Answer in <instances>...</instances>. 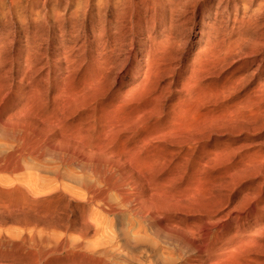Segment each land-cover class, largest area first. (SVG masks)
Segmentation results:
<instances>
[{"label":"bare ground","instance_id":"1","mask_svg":"<svg viewBox=\"0 0 264 264\" xmlns=\"http://www.w3.org/2000/svg\"><path fill=\"white\" fill-rule=\"evenodd\" d=\"M23 1L25 2V6H23L22 8L23 9L25 8L24 10L27 13V14L25 13L27 15L26 16L27 25H35L36 26V24H38V21H45L46 15H47L45 5L50 0H0V4L4 7L1 15L3 14L2 17L4 20L5 19L7 20V23L12 22L15 19L19 21L18 10H19V8H21V4L23 3ZM54 1L56 3H58V0H54ZM68 1L69 0H67V2ZM83 1H84V5H85L84 8H86V10H88V9L93 10L90 7H94L95 12L99 11L100 15H101V10H100L101 7L104 6V7L108 8V6H109L108 0H98V1H96L97 2L96 4H92L91 0H83ZM194 2L196 3V1H194ZM40 3H41V6H40L41 9L39 8V12H40V10H43V14H39V17L37 19H34V17H31V16L35 14L34 10L37 8L38 4H40ZM263 3H264V1H263ZM100 5H102V6H100ZM157 5H158V0H119V1L117 0V2H115L113 4V8H112L113 9V15H115L114 16L115 19L113 18L114 22H112L113 24L111 22H108V24L111 26V28H109V29L110 30L113 29L112 34L109 36L110 41H107V40L104 41L100 38L102 42L104 41V43H102L99 46V50L96 52V56H97L96 59L94 60L95 57L92 58L93 59L92 62H94V63L92 65H90L91 62L90 63L88 62L89 65L87 64L88 66L86 68V72H84V74H82L81 76L79 75L80 79L79 80L77 79L78 80L77 84H75L76 83L75 82L74 83L75 85H74L71 82V83H69L70 85H68L66 87H63V86L58 87L59 85H57V87L60 89L56 92V95L53 96V98L51 100H48L47 98L44 99L45 97L41 96L43 94H40L38 90L37 91L35 90L37 88H34V87L35 86L37 87V85L39 87V84H37L35 82L37 85L35 84L33 87L32 83L34 81L32 82V80H30V82L26 83L27 84L26 86L30 88V91L28 92L27 95H25V98L23 100L24 101V104H23L24 107L23 108H25V109H23L24 110L23 118L25 120L23 119L24 122H23V120H21L22 122H19V124L24 123V125L20 124L23 127V129L21 130L20 133H17L16 131H15L16 133H14V134H17L16 138H17L18 142H20L21 145H19V147H17L16 151L14 150L15 151L14 154L11 153L13 151H10V153L12 155H9V156H11V160L9 159L8 163L6 160L8 157L5 159L6 163L8 164L7 169H9V171L11 170L15 174L18 173L16 175H19V177H20V174H21L20 172H22L24 170L23 166H26L25 165L26 162L24 163L23 161H21L22 158H26L25 160H27V158H30L29 159L30 162L36 161V163L33 162L34 164H37V162L42 163L44 161L47 163L46 159H48L50 162L53 160L52 162L55 161L56 162L55 164H58V166L56 168H55L56 165L54 166L55 170H53V167L50 168V166H48V168H50L49 170L52 169V171H53V178L51 177L52 178L51 179L50 175L48 174L49 176L48 175L47 176L51 180L48 179V177H47V179H48L47 181H45V179L43 180L41 178H36V177L31 176V174H33L35 171H37V169L39 167L38 165H36L37 166L36 170H34V171L32 170L33 172L31 171L32 172L31 174L29 173L30 172L29 169H28V171H29L28 173L26 171L27 169L25 170V173L23 171L22 173L26 174V175L21 174V176H22L21 180L24 183V185L20 183L21 181L19 182L17 180H14V183H12L10 186V191L7 192L6 195H4V197L0 196V205H3V207L4 206L7 207V210L9 213L11 212V215L13 214L14 216H18V217L23 216V218H22L23 221L20 219L22 222H18V220H17V222H16L17 225H18V223H20V225L22 226V224L24 222H25V224L26 223H34L35 224L36 222H40L41 224L44 223V225L50 226L49 228H51L53 225H60V227L58 226L59 228H57V229L60 230V228L62 226L64 228L63 232H67L68 230H70V231L76 230V228H78L79 226L75 222L76 217L74 218L73 217L74 215H72V218H73L72 219L70 217V215L68 217L66 214V217H65V215L63 214L64 218H66V219L62 220L61 217L59 216V213H58V216L60 217V219L58 217L55 218V215H53L55 212H53V208H51V207H53L54 201H44L45 198H43L44 199L43 201H40L39 200V199H41L40 196L38 197L39 199H37L36 196L32 197V195L34 196V194L35 195H38V194L42 195V193H43V194L47 195V198H48V195L56 194V197H58L59 200H62L65 203L64 204L65 207H63L64 209H66V207L68 209H69V207L72 209V206H73L74 210H71L70 214H73V212H74L75 215L76 214L78 215L77 220H78V222L80 221V223H81L80 225H82L81 226L82 227V229H81L82 235L87 233L88 229H90L92 227L94 228L97 225V223L99 222V221H97V223L91 222V223H94V225L95 224L96 225L92 226L93 224H90L92 227L88 226V222L91 221V220L88 221V217H87L89 215L88 211L90 210V208H88V207L91 206L92 208H95L97 211L98 210L101 211L102 214L104 213V214L112 215V216L116 217V219L119 215H121L123 213H128V214H130V216L137 218L146 227L155 228V231L157 233L159 231H161L162 233L164 232L165 236L167 237L166 240L168 238H171V240L175 238V240L177 241V244H178V242H184L186 245L191 244L192 245L191 248H193L194 245H195L194 247L197 246L195 248V250L197 249L196 251H198V254L199 253L202 254V253L206 252V253H208L206 255L213 256L214 247L216 248L217 245H220L221 246L220 249L219 248L217 249L219 251L218 253H222V255L224 254L223 257L221 258V260L218 259L219 261H221L220 264H262L263 261L258 262L256 260V258H258L257 256L253 260H249V259H251V256H249L250 253L248 254L249 249H251L252 251L254 250L251 248L252 246H254L253 245V244H255L254 242H256V241H254L255 240L254 237L256 235H260V234H261V236H263V233H264V223L262 222V224H261V221H260L261 216H258V214L254 215L258 211L256 212L255 207H253L254 206L253 203H251V202L249 203V201H248V202H245L247 204L244 203L245 205L242 203L244 206L239 207V205H235V207L233 206V208H231V209H226V207L228 206L227 205L228 202H225V204L220 205V202L214 201L216 203H219L218 206L219 205L220 206L219 207L216 206L217 209H215L213 211L210 210V212H208V210L207 211L205 210L206 206H209L210 204L206 203V205H205L204 201L206 198L204 197L205 196L204 194H203L204 196L202 195V192L206 188L205 187L206 185L204 186L205 188L203 187V185L205 183L204 176H205V174H209L212 171L209 170L210 171L209 173H207V172L205 173L204 171H206L205 170L206 167H209L212 163H213V165L215 163L216 167L219 168V166H221V165L217 166V163L221 164V162H222V164H224L223 161L226 160L227 154H228L227 152H225L227 154L221 153V154L216 155L215 153H218V152H216L215 150L212 149L214 151V152L212 151L213 152L212 155L214 154L213 155V162L211 164L207 163V161L205 159L206 156L208 155L206 152V149H207L206 144L208 143L207 139H211V138H209V135H207V132H210V131H213V129L219 128L220 126H222V124L224 122V121L221 122L222 119H224V118H222V115H221V111L223 110V108L221 107V104H222V101L224 100V99L222 100V97H224V96H222L223 94L219 89H216V90L211 89L210 90L209 87H211V86L213 87V84H211V80H210V83L208 81V79H209L208 75L210 77H213V79H215L216 76L219 75V73L216 72L217 69L216 70L214 69V68H216V65H214L215 67H212L213 63L216 60L218 61V58H217L218 54L216 55V53H215L216 50L213 51L210 48L211 49V51H210V49H208V48L199 46L197 49V54H196L195 58L191 61V65L186 70L183 71V76H181V74L179 72L177 73L178 67L174 62L176 61L178 55H177V57L172 56V55H174V52H172L173 54L170 52L172 55L169 52H167L169 49V48L167 49V44H169L168 40L170 38H172L171 34H168L170 38L167 35L164 38H162V39L159 38V40H157L153 36L150 35V34H152V33H150L151 31L149 32L147 30L149 24H152V23L155 24L153 22V20H154V13L156 12ZM174 5H175V3H174ZM174 5H172V6H174ZM262 5H264V4H262ZM194 6H196V4ZM46 8H47V6H46ZM58 8H59V6H58ZM192 8H194V10H192L193 11L192 15L194 18L195 14H196V7H192ZM66 9H67V7H66ZM78 10H76L77 13H78ZM52 11H55V10L53 9ZM19 12H21V10ZM36 12H38V11L36 10ZM57 12L58 11L56 10V14H57ZM84 12H85V10H84ZM171 12L173 13V10H171ZM73 13L74 12H72L70 17L69 16L68 17L70 19H72V18L77 19L76 17H78V16L73 17V15H74ZM172 13H170V14H172ZM56 14H52L54 17L53 18L54 24L55 23L58 24L60 20L63 22V20H64L63 17H62V19H60L61 17L58 18V16H57L58 14L57 15ZM63 14H65V13H63ZM85 14H86V12H85ZM92 14H93V12H92ZM23 16H24V14H23ZM59 16H60V14H59ZM79 17H78V19H79ZM100 18L101 17L99 16L98 19H100ZM83 19L85 20L86 18H83ZM6 20H5V22H6ZM62 22H61V24H62ZM84 22H86V21H84ZM74 23H76V22L74 21ZM99 23H101V22H99ZM38 25H41V24H38ZM83 25H84V23H83ZM71 26H72V24H71ZM31 27H33V26H31ZM41 27H43V26L41 25ZM55 27H57V26H55ZM74 27H77V25ZM168 28H170V26ZM33 29H34V27H33ZM60 29H62L64 31L63 28H60ZM53 30H55V29H53ZM25 31H27V30H25ZM169 31H168V33H169ZM71 32H73V31H71ZM201 32H202V25H201L200 32H199V37L202 35ZM103 33L102 34L105 36L106 32L104 31ZM134 33H136L138 36L137 41L134 40V35H133ZM29 34H30V31H29ZM33 35H34V33H33ZM38 35H39V33L37 34V36ZM164 35H165V33H164ZM142 36H144V37H142ZM38 37H40V36H38ZM58 38H60L59 35H58ZM62 38H65V37H62ZM203 38H204V36H203ZM206 38H208V37H206ZM32 40L36 41L37 39L36 40L32 39ZM39 40H38V42H39ZM28 41H29V39H28ZM41 41H43V40H41ZM208 41H209V38H208ZM99 42L100 41H98V45H99ZM28 43H27L28 48L25 47L27 49L26 50L27 52L25 54V59H24V66H25L24 68L25 69L19 75V76H21V78H20L21 82L18 83L19 85L27 79L29 74L32 75L33 73L41 71L40 69H46L49 66V63H48L49 59H47L48 60V62H47L46 59L44 61H41V59L39 58L40 54L37 50L38 47L35 48V46H37V44L36 45L32 44L29 47ZM63 44H64V42H63ZM171 44H172V42H171ZM208 44L206 43V46ZM65 45L67 46V44H65ZM98 45H97V47H98ZM128 46H129V48H128ZM60 48H61V46H60ZM42 49H44V48H42ZM69 49H70L69 51H74L71 48H69ZM41 51H43V50H41ZM66 52L67 51H65V53H63L64 65H65L64 70L65 71L63 70V68H61V69L58 68V73L64 72V74L67 73L70 75V73H72L74 71V68L76 67V66L73 67V64L75 63V61L78 62V59L75 60V59L71 58V57H73V55L75 53L71 56H68V54H70V52L68 54ZM82 52H83V50H82ZM80 53L78 52L77 54H80ZM221 54L222 53L220 52V58H221ZM0 55H1V53H0ZM42 55H44V54H42ZM222 56H223V54H222ZM76 57H78V56H76ZM91 57H92V55H91ZM57 58H60V57L58 56ZM79 59H83V58H79ZM179 60H180V58L178 59V61ZM221 60L223 61V59H221ZM81 61H83V60H81ZM217 63L215 62V64H217ZM81 64L83 65L82 62L80 63V65ZM177 64H179V63H177ZM75 65H78V63ZM81 67H80V69H81ZM208 70H210V71H208ZM220 70H221V68H220ZM50 72H51V70L47 69V71H46L47 75H45L46 81H48L47 79L50 76ZM81 72H80V74H81ZM73 74H75V73L71 74L74 77ZM91 74H93V75L91 76ZM229 75L224 77V80ZM59 76H60V74H59ZM89 76H90V78H89ZM207 77H208V79H207ZM74 78H78V77H74ZM74 78H73V80H76ZM230 78H231V76H230ZM29 79H31V77ZM71 79H72V77H71ZM166 79H168V80H166ZM41 80H44V77H43V79L41 78ZM227 80H228V78H227ZM231 80H233V78ZM214 81H216V80H214ZM68 82H69V79H68ZM164 82H165V84H164ZM222 82H223V80H222ZM222 82L220 85H222ZM214 83H216V82H214ZM224 83H225V81L223 82V85H224ZM45 84L48 85L47 82ZM55 84H56V82H55ZM229 84H230V82H229ZM208 85H209V87H208ZM220 85H219V87H220ZM225 86H227V84L224 85V88H225ZM207 87L209 88V90ZM228 87H229V85H228ZM235 87H236V85H235ZM215 88H217V87H215ZM220 88H222V90H223V87H220ZM23 89H24V87H23ZM39 90H40V88H39ZM229 91H231V89ZM230 95H228V96H230ZM6 96L7 95H5V94H2L0 96V103L4 102ZM22 97H24V95ZM22 99H21V101H22ZM17 100H19V99H17ZM230 101L231 100H229V102ZM229 102H228V105H229ZM241 103H242V101H241ZM8 104H6V105H8ZM235 104H236V102H235ZM235 104H234V106H235ZM49 105L51 106V109L46 110L49 107ZM224 106H225V104H224ZM237 106H238V104H237ZM8 107H10V105ZM228 107L229 106H227V108ZM239 107L232 109V105H231V110L229 109V111L226 108L227 111L229 112V115H231V116H233V114L237 113L236 117L233 116V118L235 117V120L238 117V115L242 119V116H241L242 114H240V113H243L244 110H246V108H248L249 106L246 105V106H239ZM259 108H258V110L260 112ZM226 109H225V111H226ZM5 111H7V110H5ZM8 111H9V109H8ZM18 111L20 112L21 110H18ZM250 111H252V110H250ZM254 112L252 111L250 113L255 114L256 112L255 113ZM261 112H264V111H261ZM12 113H13V111H12ZM12 113H10V115ZM250 113H249V115H250ZM245 114H247V113H245ZM245 114H243V115H245ZM255 116H256V114H255ZM13 117H14V115H13ZM231 119H230V121H231ZM227 121L228 120H226V124L227 123L230 124V122H227ZM3 122L6 124L5 121H3ZM11 123H13V122H11ZM219 123H222V124L219 126ZM233 123L242 124L240 120H239V123L238 122H233ZM233 123H232V125H233L232 128L234 127ZM5 124H4V127H2V128L0 127V131L4 132V129H5V133H6L7 127L5 126ZM1 126H3V125H1ZM237 126H239V125H237ZM8 128H10V127L8 126ZM230 128H231V126H230ZM12 129L16 130V128H12ZM12 129L10 128V130H12ZM222 129H224V128H222ZM19 131H20V128L18 129V132ZM217 131H218V129H217ZM214 132H215V130L212 132L215 135ZM216 134H218V132ZM219 134H221V133H219ZM7 135H11V134L7 133ZM0 136L2 137L4 135L1 134ZM229 136L231 137V135H229ZM4 137H5L4 138L5 140H6V137L8 139V136L5 135ZM12 139H8L9 142ZM3 140H1V141H3ZM234 140H235V137H234ZM227 141H228V139H227ZM5 142H7V140ZM221 142H223V141H220V143ZM234 143H236V141H234ZM4 144L6 145V143H4ZM4 144H2V145L4 147L8 148V146L7 145L5 146ZM13 144H15V143L13 142ZM225 144H226V142H225ZM232 144H233V142H232ZM11 145H12V143H11ZM216 145H218V144H216ZM12 146H13V148H15L17 145H15V147H14V145H12ZM231 146L232 145L230 144V147ZM230 147H228V148H230ZM11 148L12 147H10V149L9 148L8 149L11 150ZM216 148H218V146ZM220 148L221 147H219V149ZM222 148H223V144H222ZM241 148L242 147H240L239 149H241ZM216 150L218 151V149H216ZM4 151H6L5 148H4ZM233 151H236V149ZM236 152H238V150ZM231 153H233V152H231ZM247 153L248 152H246V154ZM5 154H8V153L5 152ZM240 154H242V153H240ZM245 155H243V157ZM4 156L6 157V155H4ZM238 156H240V155H238ZM248 156H251V155H248ZM210 157H211V154H210ZM246 158H247V160H249L250 157L249 158L246 157ZM209 159L210 158H208V160ZM235 159H236V157H235ZM235 159L233 161H235ZM29 160H27L28 161L27 164L28 163L30 164ZM210 160H212V159H210ZM241 160H242V158H241ZM241 160L239 159V161H241ZM243 160H245V159H243ZM0 161H1V158H0ZM22 162H23V164H22ZM242 162L244 163V161H241V164H242ZM246 162L248 163L249 161L245 160V164H246ZM6 163H3V164L5 165ZM50 164H52V163H50ZM30 165H32V169H34L33 164H30ZM46 165L44 164L45 167H42V168L46 169ZM233 165L234 164H232V166ZM0 166H1V164H0ZM211 167H212V165L209 168H211ZM48 168H47L46 172L48 171ZM67 168H71L72 171L70 170L71 172L69 171V173H67L66 171L62 172L64 169L67 170ZM229 168H232V167H229ZM229 168H228V170H229ZM245 168H243V169H245ZM213 169H216L215 166L213 167ZM249 169H250V167L248 168V173H249ZM5 170H6V168H5ZM39 170L41 171V167ZM39 170H38V172H39ZM235 170H233V171H235ZM251 170L252 169H250V171ZM259 170L260 169H258V171ZM245 171H246V169L244 170V172ZM254 171L256 172V169H254ZM224 172H226V170H224ZM2 173H5V172H2ZM14 173H13V176L15 178L16 176ZM35 173H37V172H35ZM49 173H50V171H49ZM215 173H217V172H215ZM241 173H243V171H241ZM250 173L252 174V172H250ZM41 174L44 175V173H41ZM233 174H232L233 177L236 179L237 175L239 174V169H238V174L236 172H234ZM235 174H237L236 177H235ZM243 174H245V173H243ZM43 175H41L42 178H43ZM212 175H213V173H212ZM216 175L214 174V176H216ZM226 175H224V176H226ZM2 176H3V174H2ZM5 176H7L6 173H5ZM39 176H40V174H39ZM39 176H37V177H39ZM218 176L222 177V176H220V173ZM246 176H247V173L245 174V177ZM17 177H16V179H17ZM205 177L208 178V175H206ZM219 177H218V180H219ZM230 177H231V179L233 178L232 176H230ZM3 178H5V177L3 176ZM207 178H205L206 181H208ZM10 179H12V178H10ZM220 179L222 180L223 178H220ZM5 180H4V182H5ZM60 180H63L64 181L63 183H65V181H67V183H69L68 186H66L65 184H64L65 185L64 186L63 183H61L62 181L60 182ZM212 180L214 181L213 177L211 179V182H212ZM218 180H216V181H218ZM237 180L238 179H236L235 182ZM229 181L231 182V180H229ZM215 182H213L210 185V188ZM232 183L233 182H231V184ZM209 184H210V182L208 181V183H207L208 187H209ZM232 186H234V185H232ZM218 188H220V186ZM1 190L3 192V189H1ZM207 190L210 192L212 189L211 190L207 189ZM207 190L205 189V191H207ZM65 191L68 193L73 191L71 193H74V194L76 192V195L78 192V195L81 198L80 201L75 197V199L78 200V202H75L76 200H74L73 201L74 205H71L72 204L71 199H73V198H70L69 195H67L65 193ZM209 192H208V194H209ZM228 193H229V191H228ZM257 193L259 194V193H261V191L257 192ZM210 194H212V191ZM258 196H260V195H258ZM255 197H257L256 194H255ZM52 198H54V196ZM227 198L229 199V197H227ZM261 199H263V198H261ZM62 201H61V203H62ZM207 201H208V198H207ZM59 202L60 201H58V205H59ZM208 202H210V200ZM255 202L260 203L261 201L260 202L255 201ZM51 203H52V206H51ZM210 203H212V201ZM54 204H55V202H54ZM0 207H2V206H0ZM211 207L214 208L213 206L210 205L209 209H211ZM252 208H254L255 211H252L251 210ZM261 209H262V207H261ZM50 210L52 211L51 215H49V213H51ZM57 210H59V209L57 208L54 211H57ZM99 211H98V213L100 214ZM61 212L62 211L60 210V213ZM65 212H66V210H65ZM67 212H68V210H67ZM92 212H93V210H91V213ZM9 213H7V211H6L5 214H9ZM20 213H21V215H20ZM3 214H4V211H3ZM94 214H96V213H94ZM99 214H96V215H99ZM56 215H57V213H56ZM0 216H1V213H0ZM14 216H12V217L14 218ZM7 217L9 218V215H7ZM190 217H192V221L188 222ZM15 218H17V217H15ZM89 218H90V216H89ZM91 219L93 221V218H91ZM130 219H132V218H130ZM13 222H15V221L13 220ZM25 224H23V225H25ZM129 224H130V222H129ZM30 225L31 224H29L28 226L30 227ZM98 225L100 226V223ZM101 225H102V223H101ZM249 225H251V227H253V229H255L252 233L253 235L255 234V236H252L253 239L251 237L252 234H249L251 238H250V240H248V239L246 240V241H250V242H251V240H253L252 243H249V244H252V246L249 245L250 248H247L246 247L247 242H246V245L244 246L245 243H241V241L238 239V241L240 243V245L238 247L242 246L245 250H243V248L240 249V248L236 247L237 249H239L240 251L242 250L243 252L248 249L246 254H248L247 257H249V258L247 259V257L246 258L244 256L242 257V254H243L242 251H241V253H242L241 254L239 250L235 249V247L231 248L232 245L229 247L228 244H229V242H232L230 240L235 238L238 233H241L244 231L245 226H249ZM32 226L34 227V225H32ZM99 226L97 227L98 229H99ZM22 227H24V226H22ZM45 227H43V228H45ZM88 227H90V228H88ZM138 227H139V225H138ZM146 227H145V230L147 231ZM35 228H34V230H35ZM46 228L44 229L45 232L47 230H49V228H47V230H46ZM63 228H62V230H63ZM95 228H94V231L97 229V228L96 229ZM140 230L143 231L144 227H143V229L140 228ZM25 231H27V228H25ZM36 231H37V229H36ZM41 231L39 230V233ZM22 232H23V230H22ZM32 232H34V231L32 230ZM156 232H154V233H156ZM161 232H159L158 235H160ZM25 233L26 232H23L22 237ZM71 233H74V232L72 231ZM94 233L96 234V232H94ZM28 234H30V233H28ZM42 234L43 233H41V235ZM100 234H103V233H100ZM41 235H40V237H41ZM49 235H46V236L48 237ZM53 235H55V234H53ZM88 235H89V233H88ZM34 236H35V234H34ZM87 236L85 235L86 238H87ZM165 236H164V240H165ZM43 237H44V235H43ZM64 237L65 236L63 235V238ZM85 237H84V240L86 239ZM160 237H161V235H160ZM33 238L35 241H37V239H35L36 237H33ZM37 238H39V237L37 236ZM51 238H54V237H52L50 235V239ZM55 238H57V237H55ZM70 238H73V237H70ZM22 239H24V237ZM28 239H29V236H28ZM47 239H46V241L48 243V241H50V239L49 240H47ZM65 239H67V237ZM160 239L162 240V238H159V240ZM67 240H69V239H67ZM157 240H158V238H157ZM243 240L245 241V239H243ZM263 240L264 239L262 238V241ZM44 241H45V239H44ZM57 241L62 242L59 240V238ZM176 241L174 242L175 244H176ZM71 242H73V241H71ZM159 242L161 243V241H159ZM169 242L173 243V241H169ZM237 242H235V245L237 244ZM257 242H256V244H257ZM29 243L30 242H27V244H29ZM33 243H34V241H33ZM47 243H45V244H47ZM162 243L164 244V242H162ZM166 243L164 244L165 247L167 246ZM171 243H169V244H171ZM39 244H36V245H39ZM96 244H97V242H96ZM241 244H243V245H241ZM261 244H262V246H264L263 242ZM36 245H34V246H36ZM55 245H57V244H55ZM174 245H173V247H174ZM28 246H30V245H28ZM40 246L41 245L38 246V250H39ZM42 246H43V243H42ZM60 246L57 245L54 247L56 248V247H60ZM256 246H254L253 248H255ZM97 247H98V245H97ZM171 247H172V244H171ZM60 248H62V246ZM94 248L96 249V247H94ZM257 248H260V247L258 246ZM42 249H43V247H42ZM58 249L56 248L57 251H60ZM168 249H169V246H168ZM44 250H46V249L44 248L43 251ZM62 250H64V249H62ZM255 250H256V248H255ZM261 250H263V252H264L263 247L260 249L259 252H261ZM25 251H27V250H25ZM252 251H251V254H252ZM27 252H29V251H27ZM52 252H54V251L52 250ZM175 252L177 254V251H175ZM182 252H183V249H182ZM259 252L257 251V252H254L253 254L257 255V253H259ZM262 253H260V255H263ZM184 254H186V252H184ZM244 254H245V252H244ZM34 255H35V257H37L36 253ZM42 255H43V253H42ZM260 255L258 254V256H260ZM98 257H99V255H98ZM39 259L40 258H38V260ZM203 259L204 258L202 256L201 257L199 256L197 259L194 260V262H195V264H205L206 261H204ZM261 259H264V258H261ZM34 260H36V258ZM90 260L91 259L89 258V261H87V263L90 262ZM191 260H192V258H191ZM37 261H35V262H37ZM94 261H95V259L92 261V263ZM98 261H99V259H98ZM214 261H215V259H214ZM99 262H101V261H99ZM99 262H97V263L99 264ZM180 262H181V260H180ZM183 262H184V260H183ZM216 262H218V261H216ZM102 263L104 264V262H102ZM162 263H164V262H162ZM189 263L190 262H185L184 264H189Z\"/></svg>","mask_w":264,"mask_h":264},{"label":"rangeland","instance_id":"2","mask_svg":"<svg viewBox=\"0 0 264 264\" xmlns=\"http://www.w3.org/2000/svg\"><path fill=\"white\" fill-rule=\"evenodd\" d=\"M96 1H98V0H91L92 4H96L97 3ZM194 1H196V3ZM263 1L264 0H171V1L170 0L169 1L168 0H158V5L156 8V12L154 13V20H153V22L155 24H153V23L149 24L148 29H147L149 32L151 31L150 33H152V34H150V35L153 36L157 40H159V38L160 39L164 38L168 34H171L172 38H170L168 35V37L170 39L168 40L169 44H167V49L169 48L167 52H169V53L174 52V55H172L173 53L172 54L170 53L172 56L177 57V55H178V57L174 63L178 67L177 73L179 72L181 74V76H183V71L186 70L191 65V61L195 58V56L197 54V49L199 46H202V47H205L208 49L211 48L213 51L216 50L215 53H216V55L218 54V56H217L218 61L216 60L215 62L216 63L218 62V63L215 64V62H214L212 67H215L214 65H216V68H214V69L215 70L217 69L216 72L219 73L220 76L217 75L218 77L216 76V78L213 79V77H210L208 75L209 79H208V77H207V79H208L209 83L211 80V84H213V87L212 86L209 87V85H208L210 90L211 89L212 90L219 89L223 94L222 96H224V97H222V100L223 99L224 100L222 101V104H221V107L223 108V110L221 111V115H222V118H224V119H222L221 122H223V121L224 122H223V124L219 123V126L222 124V126H220V127L218 126L219 128L213 129V131L215 130V132H214L215 135L212 133L213 131H210L211 133L207 132V135H209V138H211V139H207L208 143L206 144V148H207L206 152L208 155L207 154L206 155L208 157L206 156L205 159H206L207 163L211 164L213 162V155H214V154L212 155V153L214 152L213 150L218 152V153H215L216 155L221 154V153L224 154L225 152H227L228 154L225 153V154H227V158H226V160L223 161L224 164H222V162H221V164L217 163V166L221 165V166H219V168L216 167L215 163H214V165L212 163L211 164L212 167L209 168L211 166L209 164L210 166L206 167V169H205L206 171H204L205 173L206 172L209 173L210 171H212L209 174H205V176L208 175V178L204 176L205 183L203 185V187L206 185L205 186L206 188L204 187L206 190L212 189L211 190L212 194H210L211 191L210 192L208 190L205 191V189L203 188L205 192L202 190L203 191L202 195L204 194L205 196L204 195L203 196L206 198V199L204 198L205 199V201H204L205 205L207 203V204H210L211 206L214 207V208L211 207V209H209V207H210V205H209V206H206L205 210L206 211L208 210V212H210V210L213 211V210L217 209V207H219L220 205L225 204V202H228V204H227L228 206L226 205L227 206L226 209H231V208H233V206L235 207V205H239V207H241V206H244L245 204H247L245 202L249 201V203L251 202L254 204L253 207H255L256 212L258 211L254 215L258 214V216H261V220H260L261 224H262V222L264 223V210H263L264 209L263 208L264 207V204H263L264 203V200H263L264 199V112H261V111H264V8H263L264 5H262V4H264ZM108 2H109L108 8L100 5V6H102L100 9L101 10V15H100L99 11L95 12L94 7H90L93 10H90V9L86 10V8H84L85 5H84L83 0H69L68 2H67V0H58V3H56L54 0H50L45 5V9H46V13H47L45 21H38V24H41L43 27H41V25H38V24H36V26L35 25H27V18H26L27 13L24 10L25 8L24 9L22 8L23 6H25L24 1L21 4V8H19V10H18L20 22L15 19L12 22H8L9 24L7 23L6 19H5L6 22L3 19V17H2L3 14L1 15L4 7L0 4V53H1L0 56L2 57V58L0 57V96L2 94L7 95L5 97L4 102L0 103V106H1L0 107V120L2 119L0 121V127L1 128L4 127L5 123L3 121H5L6 122L5 126L7 128H6V133H5V129L3 128L4 132L0 131V135L3 134L4 136L5 135L8 136V139H12V138L14 139V140L12 139L9 142V140L6 137V140L8 142L7 143V142H5L6 141L4 139L5 137L0 136V158H1L0 172L1 173L5 172L6 175L8 176L7 177V176H5V173H2L3 176L5 177V178H3L2 174L0 173V180H1L0 181V183H1L0 184V186H1L0 187V193L2 194V195L0 194L1 197H4V195H6V193L10 191V186L12 183H14V180H17L19 182L21 181L20 183L24 185V183L21 180V177H22L21 174H23L22 172L24 171V173H25V170L27 169L26 170L27 173L30 171L29 173L31 174L34 170H36V168H37L36 165L39 166L37 171H35L38 174L34 172L33 173L34 175L31 174V176L36 177V178H41L43 180L45 179V181H47L51 177L53 178V171H52V169L51 170H49V169L53 167V170H55V168L58 166V164H55L56 163L55 161L52 162L53 160L50 162L48 159H46L48 164L45 161H44L45 163L44 162H42V163L37 162V164H34V163H36V161L30 162V160H29L30 158H27V160H29L30 164H33V166H34L33 167L34 169H32V165H30L29 163L27 164L28 161L25 160L26 158H22L21 161H23L24 163L26 162L25 165L27 167L23 166L24 170L22 172H20L21 173L20 177H19V175H16L18 173L15 174L11 170L9 171V169H7V165H8L7 163L9 162V159L11 160V156H9V155L14 154L17 147H19V145H21L20 142H18V140L16 138L17 134H14V133H16V132L20 133L21 130L23 129V127L21 125L22 124L24 125V123H22V124L20 123L21 124L20 125L19 122H22L21 120L24 119L23 118V115H24L23 109H25V108H23L24 107V105H23L24 101L23 100L25 98V95H27L28 92L30 91V88L26 86L27 85L26 83H28V82H30V80H32V82L34 81L32 83L33 87L36 83L39 84V87L36 84L37 87L35 86L34 88H37V89H35V90L36 91L38 90L40 94H43L41 96L45 97L44 99L47 98L48 100H51L53 98V96L56 95V92L60 89L58 87H62V86L66 87V86L70 85L69 83H71V82L73 84L76 82L75 84H77L78 80L80 79V76L82 74H84V72H86V68L89 65L88 62L89 63L91 62L90 65H92L94 63V62H92L93 61L92 58L95 57L94 60L96 59V57H97L96 52L99 50V46L102 43H104L105 40L110 41L109 36L112 34L113 29L112 30L109 29V28H111V26L108 24V22H111V23L114 22V19H115L114 16L115 15H113V9L112 8H113V4L115 2H117V0H108ZM174 3H175V5H174ZM195 4H196V6H194ZM172 5H174V6H172ZM40 6H41V3L38 4L37 8L34 10L35 14L33 13L34 15L31 16V17H34V19H37L39 17V14H43V10H40V12H39V8L41 9ZM46 6H47V8H46ZM58 6H59V8H58ZM66 7H67V9H66ZM192 7H196V14H195L194 18L192 15V12H193L192 10H194V8H192ZM53 9L55 11H52ZM20 10H21V12H19ZM36 10L38 12H36ZM56 10L58 11L57 12L58 15L56 14ZM76 10H78V13ZM84 10H85L86 14H85ZM171 10H173V13L171 12ZM91 11L93 12V14ZM72 12H74L73 17H76V16L79 17L80 16L79 19H78V17H76L78 20L75 18H72V19L69 18L71 16ZM63 13H65V14H63ZM170 13H172V14H170ZM23 14H24V16H23ZM52 14H56L58 16V18L61 17L60 19H62V17H63V19H64L63 22L60 20L58 24H56V23L54 24V21H53L54 17ZM59 14H60V16H59ZM98 15L101 17L100 19H98L99 18ZM83 18H86V19L84 20ZM73 20L76 23H74ZM84 21H86V22H84ZM61 22H62V24H61ZM99 22H101V23H99ZM83 23H84V25H83ZM71 24H72V26H71ZM75 24L77 25V27H74V26H76ZM201 25H202V32H201L202 35L199 37ZM31 26H33L35 30ZM55 26H57V27H55ZM169 26L172 30L170 28H168ZM59 27L63 28L65 32L62 29H60ZM53 29H55V30H53ZM25 30H27V31H25ZM29 31H30V34H29ZM71 31H73V32H71ZM104 31L106 32L105 36L103 35ZM168 31H169V33H168ZM37 32L39 33L38 36H40V37L37 36V34H38ZM33 33H34V35H33ZM164 33H165V35H164ZM58 35L60 38H58ZM133 35H134V40L137 41V39H138L137 34L134 33ZM203 36H204V38H203ZM62 37H65V38H62ZM142 37H144V36H142ZM206 37L209 38V41H208V38H206ZM100 38L104 41L102 42ZM28 39H29V41H28ZM32 39H34V40L37 39V40L33 41ZM38 40L40 43L38 42ZM41 40H43V41H41ZM98 41H100L99 45H98ZM63 42H64V44H63ZM171 42H172V44H171ZM27 43H28L29 47L32 44H34V45L37 44V46H35V48L38 47L37 50L40 54L39 58L41 59V61H44L46 59L47 62H48L47 59H49V62H48L49 66L46 69H40L41 71L36 72L37 74L36 73H33L32 75L29 74L27 79L19 85L18 83L21 82L20 81L21 76H19V75L25 69L24 68L25 67L24 66V59H25V54L27 52L26 48H28ZM206 43L207 44L209 43L211 46L209 44L206 46ZM65 44H67V46ZM59 45L61 46V48ZM97 45H98V47H97ZM42 48H44V49H42ZM69 48H71L74 51H69L70 50ZM128 48H129V46H128ZM211 49H210V51H211ZM41 50H43V51H41ZM82 50H83V52H82ZM65 51H67L66 52L67 54L70 52V54H68V56H71L75 53L74 54L75 56L73 55V57H71V58H73L75 60L78 59V62L74 60L75 63L73 64V67H75V66L76 67L74 68V71L72 72V73H75V74H73L74 77H78V78H74L71 75L72 73H70L71 76L67 73L64 74V72L58 73V68L59 69L63 68V70L65 69L64 58H63L64 57L63 53H65ZM78 52L79 53L81 52V53L77 54ZM220 52L223 54V56L221 54V58H220ZM42 54H44V55H42ZM91 55H92V57H91ZM58 56L60 58H57ZM76 56H78V57H76ZM79 58H83V59H79ZM179 58H180V60L178 61ZM221 59H223V61ZM19 60L20 61L22 60V61L20 62ZM81 60H83V61H81ZM81 62L83 63V65L82 64L80 65ZM77 63H78V65H75ZM177 63H179V64H177ZM80 67H81V69H80ZM220 68H221V70H220ZM47 69L51 70L50 76L47 79L48 81H46V76H45V75H47V73H46ZM208 71H210V70H208ZM80 72H81V74H80ZM59 74H60V76H59ZM92 75L93 74H91V76ZM227 75H229L227 77L228 80H227V78H225V80H224V77H226ZM42 76L44 77V80H41V78L43 79ZM230 76H231V78H230ZM30 77H31V79H29ZM71 77H72V79H71ZM73 78L76 80H73ZM89 78H90V76H89ZM232 78H233V80H231ZM68 79H69V82H68ZM166 80H168V79H166ZM214 80H216V81H214ZM222 80H223V82L225 81L224 85L227 84V86H225V88H224ZM213 81L216 82L217 84L214 83ZM46 82L48 85L45 84ZM55 82H56V84H55ZM221 82H222V85H220ZM229 82H230V84H229ZM164 84H165V82H164ZM57 85H59V86L57 87ZM219 85H220V87H223V90H222V88L219 87ZM228 85H229V87H228ZM235 85H236V87H235ZM23 87H24V89H23ZM215 87H217V88H215ZM39 88H40V90H39ZM209 88H208V90H209ZM230 89H231V91H229ZM22 94L24 95V97H22L23 96ZM228 95H230V96H228ZM17 99H19V100H17ZM21 99H22V101H21ZM229 100H231L232 102L231 101L229 102ZM241 101H242V103H241ZM228 102H229V105H228ZM235 102H236V104H235ZM6 104H8V105H6ZM224 104H225V106H224ZM234 104H235V106H234ZM237 104H238V106H237ZM9 105H10V107H8ZM231 105H232V109L238 108L239 106H246V105L249 107L246 108V110H244L243 113H240V114H242L241 115L242 119L238 115V117L235 120L237 113L233 114V116H235L233 118V116L229 115V112H228L229 109L231 110ZM227 106H229V107L227 108ZM226 108L228 109V111ZM258 108L260 109V112L262 114L259 112ZM8 109H9V111H8ZM49 109H51L50 105L46 110H49ZM225 109H226V111H225ZM5 110H7V111H5ZM18 110H21V111L19 112ZM250 110H252L253 112L255 111L256 113L255 112L254 113L256 114V116H255V114L250 113V112H252ZM12 111H13V113H12ZM10 113H12V114L10 115ZM245 113H247L248 115ZM249 113L251 116L249 115ZM243 114H245V115H243ZM13 115H14V117H13ZM225 119L228 120L227 122H230V124H228V123L226 124ZM230 119H231V121H230ZM24 120H23V122H24ZM239 120L241 121L242 124L233 123V122L239 123ZM11 122H13V123H11ZM231 122L234 124L233 128H232L233 125ZM1 125H3V126H1ZM237 125H239V126H237ZM8 126L11 129L16 128V130L12 129L13 130L12 131V130H10V128H8ZM230 126L232 129L230 128ZM19 128H20V131L18 132ZM222 128H224V129H222ZM217 129H218V131H217ZM216 131L218 132V134H216L217 133ZM7 133H10L11 135H7ZM219 133H221L222 135ZM229 135H231V137ZM234 137H235V140H234ZM227 139L229 142L227 141ZM1 140H3L4 142ZM233 140L236 141V143H234ZM220 141H223V142L220 143ZM224 141L226 142V144ZM13 142L15 144H13ZM232 142H233V144H232ZM4 143H6V145L8 146L9 149H10V147L13 148L12 145H14V147H15V145H17V146L15 148H13V149L11 148V150H9L8 148H6L2 145ZM11 143H12V145H11ZM216 144H218V145H216ZM222 144H223V148H222ZM230 144L232 145L231 147L233 149L230 147ZM217 146H218V148H216ZM219 147H221L222 149L221 148L219 149ZM228 147H230V148H228ZM240 147H242V148L239 149ZM4 148L6 149V151H4ZM216 149H218V151ZM235 149H236V151L238 150V152L233 151ZM10 151H13V152H11L12 154L10 153ZM5 152L8 154H5ZM208 152L211 154V157H210V154ZM231 152H233V153H231ZM246 152H248L247 154L251 155V156H248L246 154ZM240 153H242V154H240ZM4 155H6V157ZM238 155H240V156H238ZM243 155H245V156L243 157ZM235 157H236V159H235ZM246 157H248V158L250 157L249 160H247ZM208 158H210L212 160L209 159L210 160L209 161ZM241 158H242V160H241ZM5 159L7 160V163H6ZM234 159H235V161H233ZM239 159L241 161H244V163L242 162V164H241V161H239ZM243 159H245L246 161H249V162L248 163L246 162V164H245V160H243ZM23 162H22V164H23ZM3 163H6L5 164L6 166ZM50 163H52V164L54 163V164L52 165ZM44 164L45 165L47 164L46 169L42 168V167H45ZM232 164H234V165L232 166ZM48 166H50V168H48ZM54 166H55V168H54ZM214 166L216 169H213ZM40 167H41V171L39 170ZM229 167H232V168H229ZM249 167L252 170L250 171V169H249V173H248ZM5 168H6V170H5ZM47 168H48V171H47L48 173L46 172ZM228 168H229V170H228ZM243 168H245L247 172L246 171L244 172L245 169H243ZM28 169H29V171H28ZM238 169H239V174H238ZM254 169H256V172L254 171ZM258 169H260V170L258 171ZM38 170L40 173L38 172ZM70 170H71V168H67V170L64 169L63 171L62 170L61 171L62 172L66 171L67 173H69ZM224 170H226V172H224ZM233 170H235V171H233ZM49 171L52 175L49 173ZM241 171H243V173H245V174L247 173V176L245 177V174L241 173ZM215 172H217V173H215ZM234 172H236L238 174V175L235 174V177L237 175L236 179H238L236 182H235L236 179L233 177ZM250 172H252V174ZM13 173L15 174L16 177L18 176L17 179H16V177L14 178ZM41 173H44V175ZM212 173H213V175H212ZM219 173H220V176H222V177L218 176ZM39 174H40V176H39ZM48 174L50 175V178L48 177L49 176ZM214 174L215 175L217 174V175L214 176ZM223 174L224 175L227 174V175L224 176ZM23 175H26V174H23ZM41 175H43V178L41 177ZM37 176H39V177H37ZM230 176L233 177L232 178L233 180L231 179ZM1 177L4 180L7 178L6 180L7 181L9 180V181L7 182L5 180V182H6L5 183ZM9 177L12 179L14 178V179L12 180ZM47 177H48V179H47ZM212 177H213L214 181L212 180V182H211ZM218 177H219V180H218ZM205 178H207L208 181L210 182L209 187L207 185L208 181H206ZM220 178H223V179L221 180ZM216 180H218V181H216ZM229 180H231V182H233V183L231 184V182ZM60 182L63 183L64 181L60 180ZM213 182H215V183L210 188V185ZM64 184L66 186H68L69 183H67V181H65V183H63V185ZM232 185H234V186H232ZM219 186H220V188H218ZM1 189H3V192ZM259 190L261 191V193L258 194L257 192H260ZM228 191H229V193H228ZM71 192H73V191H71ZM71 192L68 193L65 191V193L67 195H69L70 198H73V199H71L72 204L71 203L70 204L74 205L73 201L76 200L75 197L79 201L81 198L78 195V192H77V195H76V192H75V194L71 193ZM208 192H209V194H208ZM255 194L257 197H255ZM257 194L260 196H258ZM35 196L37 197V199H39L38 197L40 196L42 199V200L39 199L40 201H43L44 200L43 198H45L44 201H54L55 202V204L53 202V207H51V208H53V212H55L53 214V215H55V218L58 217L60 219V217H61V219L63 220V219H66V218H64L63 214L65 215V217H66V214L68 217L70 215L71 218H72V215H74L73 217L74 218L76 217L75 222H76V224H78L79 227L76 225L78 227V228L75 227L76 230H71V231L68 230L67 232H63L64 228L61 226V228H60V230L62 231L61 232L59 229H57L60 227V225H53L51 228H49L50 226H48V225L46 226V225H44V223L41 224L40 222H36L35 224L34 223H26L25 224V222H24L23 224H25V225L22 224V226L27 228V231H25V228L22 227L20 225V223H18V225L16 224L17 220H18V222L23 221L22 220L23 216H20L21 213L19 215L20 217L14 216L13 214L11 215V212L10 213L8 212L7 207L4 206L5 207L4 208L3 205H0V206H2V207H0V213H1V216H0V219H1L0 220V264H98L97 262H99V261H101V262H99V264H101L102 262H104V264H164V263L165 264H167V263L168 264H184L185 262H190L189 264H195L194 260L197 259L199 256L200 257L202 256L204 258L203 260L206 261L205 264H208V263L209 264H220L221 261H219V260H221V258L224 255V254L222 255V253H218L219 251L217 249L218 248L220 249V247H221L220 245H217L216 248L214 247L213 256L206 255V254H208L206 252L202 253V254H200V253L198 254V251H196L197 249L195 250V248L197 246L194 247L195 246L194 245L193 248H191L192 247L191 244L186 245L184 242H178V244H177V241L175 240V238L172 240H171V238H168L166 240L167 237L165 236V233L164 232L162 233L161 231H159L165 236V240H164V236L160 233V235H161V237H160V235H158L159 232L157 233L155 231V228L146 227L137 218L130 216V214H128V213H123V214L119 215L116 219V217L109 215V214L103 213L104 214L103 215L102 212L98 210L100 212V214H99L98 211L95 208H92L91 206L88 207V208H90V210L88 209L89 215L87 217H88V221L91 220V221H89L90 223L88 222V226H91L90 224H93L92 226H95L96 224L94 225V223H91V222L97 223V221H99V222L97 223V225L95 227L97 228L99 226L98 225L99 223H100V226H99V229L97 228L98 230L94 227L96 229L95 231H94V228L92 226H91L92 228L88 227V228H90V229H88L90 232L92 230L93 231L90 233L87 230V233L82 235L81 234V229H82L81 226L82 225H80L81 224L80 221L78 222V220H77L78 215L77 214L75 215L74 212H73V214H70V211L74 210L73 206H72V209L70 207H69V209L67 207H66V209H64L63 207H65V205H64L65 203L62 200H59L58 197H56V194L48 195V198H47V195H45L43 193H42V195L41 194H38V195L34 194V196L32 195V197H35ZM53 196H54V198H52ZM227 197H229V199ZM207 198H208V201L210 200V202L212 201V203L208 202ZM261 198H263V199H261ZM78 200H76L75 202H78ZM58 201H60L59 205H58ZM61 201L63 204L61 203ZM214 201L220 202V205L218 206L219 203H216ZM255 201H257V202L261 201V202L256 203ZM242 203L243 204L245 203V204L243 205ZM256 204L257 205L259 204V205L257 206ZM51 206H52V203H51ZM261 207H262V209H261ZM57 208L59 210L54 211ZM5 210L9 214H5L6 213ZM51 210H50L51 213H49V215L52 214ZM60 210L62 211L61 213H60ZM65 210H66V212H65ZM67 210H68V212H67ZM91 210H93L94 213L99 214V215H96L93 212L91 213ZM251 210L255 211L254 208H252ZM3 211H4V214H3ZM56 213H57V215H56ZM58 213H59L60 217L58 216ZM7 215H9V218L7 217ZM12 216H14V218ZM89 216H90V218H89ZM15 217H17V218H15ZM91 218H93V221ZM130 218H132L133 220ZM13 220L15 222H13ZM191 221H192V217H190L188 222H191ZM129 222H130V224H129ZM101 223H102V225H101ZM27 224L28 225L31 224L30 227ZM32 225H34V227ZM138 225H139V227H138ZM42 226L43 227L46 226L47 228H49V230H47V228L45 227L47 230L45 232L44 231L45 228H43ZM143 227H144V230L143 231L140 230V228L143 229ZM145 227H146L147 231L145 230ZM34 228H35V230H34ZM62 228H63V230H62ZM36 229L38 232L36 231ZM22 230H23V232H26L23 235L24 239H22L23 238L22 237V234H23ZM32 230L34 232H32ZM39 230L40 231L42 230V231L39 233ZM254 230L255 229H253V227H251V225L245 226L244 231L241 233H238L235 238L230 240L232 242H229L228 246L230 247L232 245L231 248L235 247V249L243 248L242 246L238 247L240 245V243L238 241V239H239L241 241V243H245L244 246L246 245V242H247L246 247L250 248L249 245L252 246V244H249V243H252L253 240H251V242L246 241V240L247 239L250 240V238L252 236H255V234L254 235L252 234ZM72 231L74 233H71ZM27 232L30 234H28ZM94 232H96L97 235ZM154 232H156V233H154ZM41 233H43V234L41 235ZM88 233L90 236L88 235ZM100 233H103V234H100ZM34 234H35V236H34ZM49 234L54 238L57 237V238H55L56 240L54 238L50 239ZM53 234H55V235H53ZM249 234H252L251 237ZM40 235H41V237H40ZM43 235H44V237H43ZM46 235H49L48 236L49 238ZM63 235L65 236L64 238H63ZM85 235L86 236L88 235L87 238L85 237ZM28 236H29V239H28ZM37 236L39 238H37ZM83 236L86 238L85 240H84ZM260 236H261V234L256 235L254 237L255 238L254 241H256V242L258 241L257 244H256V242H254L255 244H253L254 246L257 245L255 247L256 250H255V248H253L254 246L251 247L252 249H254L253 251L251 249H249V250L247 248L246 249L249 251L248 254L250 253L249 256H251V259H249V260H253L257 256L259 259L256 258V260L258 262L263 261L262 264H264V259H261V258H264V252H263V250H261V252H259L262 247L264 248V246H262V244H261L262 242L264 244V240L262 241V238L264 239V233H263V236H261V237ZM33 237H36L35 239H37V241L40 244L37 241H35ZM66 237L69 240L65 239ZM70 237H73V238H70ZM58 238L62 242H58L57 241ZM157 238H158V240H157ZM159 238H162V240L161 239L159 240ZM242 238L245 239V241ZM257 238L259 240L260 239L261 240L259 241ZM44 239H45V241H44ZM46 239L47 240L50 239V241H48V243H47ZM252 239H253V237H252ZM168 240L173 241V243L176 241V244L174 243L175 244L174 245L173 243L169 242ZM33 241H34V243H33ZM71 241H73V242H71ZM159 241H161V243ZM27 242H30V243L27 244ZM96 242H97V244H96ZM162 242H164V244L167 242L168 243V244L166 243L167 246L165 247ZM235 242H237L236 245H235ZM42 243H43V246H42ZM45 243H47V244H45ZM169 243L172 244V247H171V244H169ZM36 244L41 245L39 247L40 251L38 250L39 245H36ZM55 244H57L59 246L62 244L61 245L62 248H60L61 246L56 247L57 249L59 248L58 250H60V251L56 250V248L54 246H57V245H55ZM28 245H30V246H28ZM34 245H36L37 247ZM97 245H98V247H97ZM173 245H174V247H173ZM241 245H243V244H241ZM168 246H169V249H168ZM258 246L260 248H257ZM42 247H43V249L45 248L46 250L43 251ZM94 247H96V249ZM32 249L33 250L35 249L36 251L35 250L33 251ZM62 249H64V250H62ZM182 249H183V252H182ZM25 250H27L29 252H27ZM52 250L54 252H52ZM237 250H239V249H237ZM243 250H245V249L243 248ZM247 250L244 251L245 254L242 250L241 251L243 252V254L239 250L240 253L242 254V257L244 256L246 258L248 256V254H246ZM250 250L252 251V254H251ZM175 251H177V254ZM257 251L259 252V253H257V255L253 254L254 252H257ZM34 252L36 253L37 257L40 258L39 260L37 257H35ZM184 252H186V254H184ZM42 253H43V255H42ZM260 253H262L263 255H260ZM258 254L261 257L258 256ZM98 255H99V257H98ZM33 258L34 259L36 258V260H34ZM89 258L91 259L90 260L91 263L90 262L87 263V261H89ZM191 258H192V260H191ZM248 258L249 257H247V259ZM94 259H95V261L92 263V261ZM98 259H99V261H98ZM214 259H215V261H214ZM180 260H181V262H180ZM183 260H184V262H183ZM35 261H37V262H35ZM216 261H218V262H216ZM162 262H164V263H162Z\"/></svg>","mask_w":264,"mask_h":264}]
</instances>
